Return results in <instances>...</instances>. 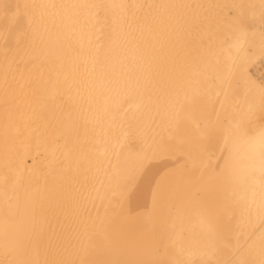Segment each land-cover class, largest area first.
Here are the masks:
<instances>
[{"label":"bare ground","instance_id":"obj_1","mask_svg":"<svg viewBox=\"0 0 264 264\" xmlns=\"http://www.w3.org/2000/svg\"><path fill=\"white\" fill-rule=\"evenodd\" d=\"M0 264H264V0H0Z\"/></svg>","mask_w":264,"mask_h":264}]
</instances>
